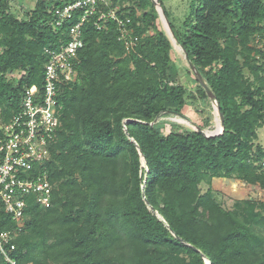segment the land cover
<instances>
[{
    "label": "trees",
    "instance_id": "trees-1",
    "mask_svg": "<svg viewBox=\"0 0 264 264\" xmlns=\"http://www.w3.org/2000/svg\"><path fill=\"white\" fill-rule=\"evenodd\" d=\"M72 1L35 0L19 15L12 0H0L4 118L20 108L26 87L42 88L45 50L66 43L84 12L58 23L55 9ZM107 1L106 9L118 6L129 18L135 45L119 38L114 19L99 21V11L82 22L75 78L60 84L59 125L43 163L51 204L28 197L22 223L0 209L9 257L16 264H264V201L225 208L212 188L214 179L234 178L264 189V146L256 141L264 61L251 45L264 34V0H193L177 29L157 0L187 71L193 75L191 62L219 104L223 129L212 136L165 119L190 122L186 105L210 99L195 77L193 89L182 83L152 1ZM15 69L20 78L9 75ZM0 264L10 263L0 255Z\"/></svg>",
    "mask_w": 264,
    "mask_h": 264
},
{
    "label": "built area",
    "instance_id": "built-area-1",
    "mask_svg": "<svg viewBox=\"0 0 264 264\" xmlns=\"http://www.w3.org/2000/svg\"><path fill=\"white\" fill-rule=\"evenodd\" d=\"M99 2H103L98 9ZM107 0H74L55 9L58 23L71 18L76 10H83L80 21L68 30V41L58 49L47 48V62L44 65L42 88L32 84L24 89L20 97V108L7 119L0 107V209L4 210L14 222L22 223L26 218L25 207L28 197H32L42 207L51 204V190L43 163L49 157V147L54 131L59 125L58 101L60 84L73 80V65L79 62L77 50L82 43L81 24L86 16L99 11V21L108 17L119 26V38L127 47L135 45L136 37L128 26L129 18H120L118 6L106 9ZM101 24H97L100 27ZM264 29V19L261 22ZM256 58L264 61V34H254L251 38ZM9 75L20 78L21 69ZM10 241L9 231H0V255L10 264H16L9 257L4 246ZM14 246H10V250ZM29 264V263H26Z\"/></svg>",
    "mask_w": 264,
    "mask_h": 264
},
{
    "label": "rangeland",
    "instance_id": "rangeland-1",
    "mask_svg": "<svg viewBox=\"0 0 264 264\" xmlns=\"http://www.w3.org/2000/svg\"><path fill=\"white\" fill-rule=\"evenodd\" d=\"M35 0H12V9L15 14H23L25 9H29L33 6ZM162 6L166 9L170 21L174 29L179 27L182 19L189 13L190 4L193 0H160ZM159 23L161 27L166 30L165 22H163V17H159ZM173 46L172 57L179 67L180 76L182 83L187 87V89H193L196 85L194 75L189 73L188 63L185 61V57L182 54V50L172 37L170 38ZM188 108L190 111H188ZM194 113V114H193ZM183 115L188 117V119L194 122L198 126L205 124V121L209 122L208 127H203L208 133L215 132L217 124H219L217 110L213 103L209 100L203 101H193L188 104L183 110ZM165 119L178 122L186 127H195L191 122L187 124L188 121L178 115L165 116ZM257 142L264 146V125L257 129ZM212 188L215 192L217 199L222 203L225 208H230L233 201L243 200V199H255L264 201V189L260 188L258 185H251L246 182L237 179H214L212 183ZM202 189L205 186L202 185ZM208 264V263H207Z\"/></svg>",
    "mask_w": 264,
    "mask_h": 264
},
{
    "label": "water",
    "instance_id": "water-1",
    "mask_svg": "<svg viewBox=\"0 0 264 264\" xmlns=\"http://www.w3.org/2000/svg\"><path fill=\"white\" fill-rule=\"evenodd\" d=\"M151 1L154 4L155 8L157 9L159 17H161V16L163 17V22H165V25H166V28H165L166 29L165 30L166 34L168 35L169 38H172L173 37V33L170 30L169 21H168L166 15L164 14V11L161 8L160 3L157 0H151ZM180 48H181V50L183 52V49H182L181 46H180ZM183 55H184V57H187L186 54H183ZM189 66H190V69L193 72V75H194L195 79L201 85V87L205 90V92H206L208 98L210 99V101L214 104V106H215V108L217 110V115H218V120H219V125H220V129L218 131L213 132V133H208V132H206V130H203L199 126H195V128H197V130L199 132L205 134L206 136L217 135V134L221 133V131L223 129V120H224L223 114L219 111V104L216 101L215 96L212 93L211 89L209 88V86L207 85V83L205 82L203 77L201 76L200 72L196 69V67L191 62H189Z\"/></svg>",
    "mask_w": 264,
    "mask_h": 264
},
{
    "label": "bare ground",
    "instance_id": "bare-ground-1",
    "mask_svg": "<svg viewBox=\"0 0 264 264\" xmlns=\"http://www.w3.org/2000/svg\"><path fill=\"white\" fill-rule=\"evenodd\" d=\"M220 129V125L219 124H217V126H216V128H215V131H218ZM208 130V129H207ZM206 130V131H207Z\"/></svg>",
    "mask_w": 264,
    "mask_h": 264
},
{
    "label": "crops",
    "instance_id": "crops-1",
    "mask_svg": "<svg viewBox=\"0 0 264 264\" xmlns=\"http://www.w3.org/2000/svg\"><path fill=\"white\" fill-rule=\"evenodd\" d=\"M187 106H188V105H186V107H187ZM188 111H190L189 108H188ZM193 114H194V113H193ZM187 121H188V120H187ZM188 122H189V121H188ZM190 122H192V121H190ZM187 124H190V123H187Z\"/></svg>",
    "mask_w": 264,
    "mask_h": 264
}]
</instances>
